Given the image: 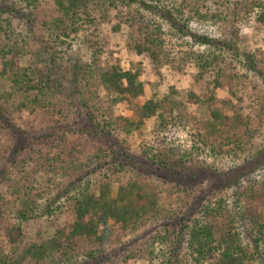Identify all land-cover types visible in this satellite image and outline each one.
<instances>
[{
    "label": "trees",
    "instance_id": "obj_1",
    "mask_svg": "<svg viewBox=\"0 0 264 264\" xmlns=\"http://www.w3.org/2000/svg\"><path fill=\"white\" fill-rule=\"evenodd\" d=\"M171 1L170 8H160L161 0H121L117 23L130 30L123 49L147 58L158 78L163 68L177 62L185 70L191 68L197 82L207 84L212 78L214 85L205 98L192 90L188 102L180 100L173 87L161 96H146L139 72L121 67L120 57L114 56L100 24L88 11L103 0H53L55 13L44 22L48 49L70 48L88 24L94 39L89 62L83 67L99 68L106 60L108 68L98 74L106 99L98 105L81 101L80 116L73 111L74 102L59 104L55 91L59 85H32V77L25 75L18 104H11L13 109L0 106V126L12 128L16 138L12 147L0 146V264H127L130 258H146L155 264L153 250L147 248L155 241L167 249L161 264H175L184 251L189 264H264V246L256 238L253 243L248 241L251 250L241 236L239 217L225 199L213 197L210 189L198 193L195 185L186 184L190 181L178 185L168 180L163 186L143 175L148 167L184 179L194 168L216 173L213 164L203 159L199 165L195 158L235 156L254 137L259 129L254 118L264 117L263 94L256 97L258 102L246 106L240 99L229 114L211 109L207 99H218L217 90L228 99L233 87L223 82L230 84L238 77L234 73L238 65L254 71L256 56L233 42L193 32L190 25L212 30L236 26L256 7L263 8L262 0ZM39 3L0 0V76L16 68L21 51L18 41H25L20 23L33 22ZM124 7L134 8L135 14H122ZM143 9L159 10V16L174 29L176 42ZM259 18L263 21L264 13ZM137 101L140 117L133 122L119 106ZM2 111L18 114L29 125L55 122L52 133L59 128L61 134L37 137L16 128ZM145 121L149 138L132 149L136 131ZM178 128L187 130L184 145H177L171 137ZM78 133L80 141L75 143L71 138ZM234 194L237 200L241 196L237 189ZM253 194L250 203L257 213L254 226L261 241L264 197ZM151 219L157 226L149 231L146 225ZM147 232L152 242L148 238L147 247L134 250L135 242Z\"/></svg>",
    "mask_w": 264,
    "mask_h": 264
},
{
    "label": "rangeland",
    "instance_id": "obj_2",
    "mask_svg": "<svg viewBox=\"0 0 264 264\" xmlns=\"http://www.w3.org/2000/svg\"><path fill=\"white\" fill-rule=\"evenodd\" d=\"M11 1L17 3L18 0H9V2ZM38 1H40L38 12L34 16L33 22L31 23L28 21L20 23L22 25L21 34L24 35L25 41L23 42L22 39L18 41L21 51L16 56V68L9 71L4 76H0V106L3 109L4 107H11V104H18V100H20L19 95H23L22 91L24 90V86L21 85L27 80L25 75H28L32 77V85H47V82L51 83L50 85H59L55 89V91L57 90L58 92L56 98L59 104L65 105L68 101L74 102L75 108L73 111L78 112L81 116L83 108L79 106L78 103L82 101L86 104L98 105L100 101L106 99L105 95H103V89L99 82L98 74L103 69L108 68V65L105 64L106 60H104L99 68L96 67L95 69H91L89 67H83L85 62H89L90 53L92 52L90 44L94 39L90 35L91 28L88 24L84 26L83 31L78 33L70 48H68L67 45H57L56 47H52L53 50H49L48 47L50 46H47V42L49 41L46 40L48 39V33L45 31L44 22L49 20L55 13V5L53 0ZM110 2L116 4H111ZM173 2L174 1L171 0H161L159 7L170 8ZM120 3L121 0H103L101 5L94 6V8H92L93 10L88 8V11L95 17L96 22L100 24L103 31L102 36L107 39L108 45L113 51L114 56L120 57L121 67L125 69L132 68L139 72L140 78L146 86V96L150 93L161 96L168 91L169 87L174 88L178 99L186 102H188L189 93L192 90L201 97L205 98L209 96L211 87L214 85L213 82H211L212 78L209 79L207 84L197 82L194 79L193 70L187 67L185 70L183 65L178 62L174 66H166L163 68L158 78L154 76L152 65L147 58L132 55L129 51L123 49L125 43L129 41L128 32L130 30L128 31V28H126L123 23H117V13H120L119 10L122 9ZM262 3L264 8V0H262ZM19 4L20 6H26L24 2H19ZM263 8L256 7L248 16L236 23V26L231 25L212 30L191 23L190 29L193 32L210 34L226 42H233V44L238 45V48L242 51L253 53L258 63L254 71L249 70L247 66H236L234 73L238 77L230 84L223 82V85H232L233 90L231 95L227 99L222 90L215 91L214 94L218 99H212L211 101L207 99V104L211 109L225 111L229 114L231 113L232 106L237 104L240 99L246 106L251 103L255 104L258 102L256 101V97H259L260 94L264 95V18L263 21L259 18V15L264 13ZM124 9L125 10L121 12L124 15L132 16V14H135L134 8L124 7ZM127 9H131V11ZM25 10L27 11V9ZM142 13L160 22L171 42H176V36L173 34L175 32L174 29L166 20L159 16V10L147 12L143 9ZM23 20H27L26 14ZM116 25L120 26L114 29ZM181 47H183L182 49L184 50L186 49L185 46ZM63 48L64 50H62ZM74 57L78 60H73ZM76 61L78 64L75 63ZM74 65H77L75 70L73 69ZM260 102L264 107V98L261 99ZM139 103L140 101L128 103V105L121 104L119 108L127 115L128 119L134 122L140 117ZM3 113L5 117L9 118V122L16 128H21L29 132L31 131V133L35 134L37 137L44 136L45 138L47 135L51 138V136L56 137L61 134L59 128L58 131L52 133L53 127L51 126L56 125L55 122L44 124L43 122L41 123V121H37L29 125L28 122H22V117L19 118L17 116L18 114L13 113L12 115H8L6 111H2V114ZM23 117H26L24 113ZM82 119H84V117H82ZM263 121L264 117L262 118V115L258 118H254L255 125H258L259 129L256 130L254 137L248 140L244 150L237 151L235 156H224L214 159L209 155H202V157L195 158L194 162L196 164L203 165V162H201L203 159L208 164H213V167L218 169L216 173L199 171L194 168L187 172V174L190 173L188 179H184L183 177L177 178L173 175L165 174L163 171L155 170L153 167H148L145 169V171L148 172H144L143 175L156 183L163 184V186L168 180L170 181L167 183L177 182L178 185L180 181L184 180L190 181V183L185 182L188 185H195L194 188L198 189V193H201L203 189H210L213 192V197L225 199L228 208L233 207V213L239 217L240 225L242 226L240 229L241 236L244 241L249 244L251 250H254V248L250 243H253L256 238H259V245L262 247L264 246V239L262 240L261 238L260 241L259 234L254 226V218L257 213L252 211L251 207L254 204L253 202L250 203V199L253 198L250 193L254 192V196L257 194V198L259 195L264 197V150H262L264 148ZM25 125L26 127H24ZM79 125H82L81 121ZM133 128L135 129V127ZM148 129V121H145V124L140 126V130L136 131L137 135L131 142L132 149H136L138 143L145 137L149 138L147 135ZM62 130L66 131L64 129ZM186 131L187 130L183 128H178L173 131L171 137L177 145H184L186 143ZM71 139H73L75 143H78L80 141L79 133ZM15 143L16 138L12 128L6 125L4 127L0 126V146L2 148L5 145L12 147ZM236 189L241 193L238 200L234 194V190ZM213 197H211V200ZM160 212L163 211L160 210ZM152 224L153 226H151ZM156 226L157 224H154V220L151 219L146 225V230L151 228L155 229ZM140 229H144V227L142 226ZM154 229H152V231H154ZM27 232L31 233L30 228H27ZM148 238H150L151 243L152 239L148 232L140 236L133 246L134 250H143L147 247ZM248 241H250V243H248ZM147 248L149 251L153 250L154 263L161 264L163 259L162 252H167L166 247L155 241ZM118 254L121 255L122 252L120 251ZM259 259L260 258H258V261H260ZM189 262V255L185 251L180 259L174 261L175 264H189ZM127 264H149V262L146 258H130Z\"/></svg>",
    "mask_w": 264,
    "mask_h": 264
}]
</instances>
